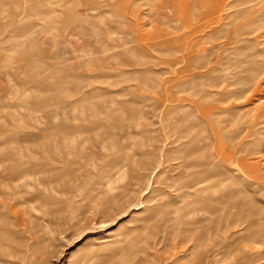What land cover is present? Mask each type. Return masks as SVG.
<instances>
[{
    "label": "rangeland",
    "instance_id": "374dc122",
    "mask_svg": "<svg viewBox=\"0 0 264 264\" xmlns=\"http://www.w3.org/2000/svg\"><path fill=\"white\" fill-rule=\"evenodd\" d=\"M0 264H264V0H0Z\"/></svg>",
    "mask_w": 264,
    "mask_h": 264
},
{
    "label": "bare ground",
    "instance_id": "6f19581e",
    "mask_svg": "<svg viewBox=\"0 0 264 264\" xmlns=\"http://www.w3.org/2000/svg\"><path fill=\"white\" fill-rule=\"evenodd\" d=\"M260 16V15H259ZM260 18V17H259Z\"/></svg>",
    "mask_w": 264,
    "mask_h": 264
}]
</instances>
